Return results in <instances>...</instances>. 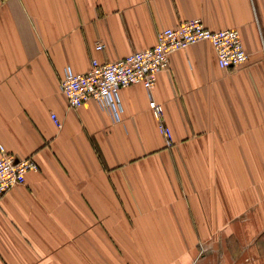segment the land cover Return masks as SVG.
Instances as JSON below:
<instances>
[{
    "label": "crops",
    "instance_id": "1",
    "mask_svg": "<svg viewBox=\"0 0 264 264\" xmlns=\"http://www.w3.org/2000/svg\"><path fill=\"white\" fill-rule=\"evenodd\" d=\"M190 18L236 28L246 61L203 39L119 88L115 119L68 105L66 69ZM0 146L38 166L0 197V264H264V0H0Z\"/></svg>",
    "mask_w": 264,
    "mask_h": 264
},
{
    "label": "built area",
    "instance_id": "2",
    "mask_svg": "<svg viewBox=\"0 0 264 264\" xmlns=\"http://www.w3.org/2000/svg\"><path fill=\"white\" fill-rule=\"evenodd\" d=\"M203 39L213 45L221 67H236L246 61L247 53L236 28L213 30L205 27L199 18H190L177 26L159 29L152 46L110 61L100 62L92 57L89 68L83 72L66 69L60 87L70 107L80 106L93 98L106 105L115 119L119 88L139 82L146 89H151L157 72L168 67L170 52ZM102 46V43H96V48ZM148 105L154 116L161 119L162 105L152 98ZM51 117L57 126H61L55 113H51ZM159 129L170 138L169 130L162 121L159 122ZM37 169L30 156L15 157L0 146V197L12 186L22 183L28 171Z\"/></svg>",
    "mask_w": 264,
    "mask_h": 264
}]
</instances>
